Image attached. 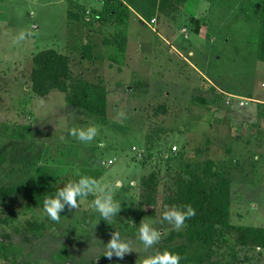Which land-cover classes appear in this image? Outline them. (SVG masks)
<instances>
[{
	"label": "rangeland",
	"instance_id": "obj_1",
	"mask_svg": "<svg viewBox=\"0 0 264 264\" xmlns=\"http://www.w3.org/2000/svg\"><path fill=\"white\" fill-rule=\"evenodd\" d=\"M36 1L0 0V56L21 62L0 69V186L60 187L78 180V169L102 188L120 180L114 199L121 210L104 220L89 195L56 222L43 209L25 211L21 200L13 214L0 210V239L12 245L0 264H136L176 246H184L185 264H264V248L238 241L239 227L264 229L261 0H185L162 11L159 0H121L128 8L125 25L100 14L104 0ZM71 1L89 12L78 19L80 35L64 49L59 44L65 43ZM54 47L70 51L67 93L35 97L29 53ZM83 87L105 98L104 116L67 100ZM89 126L98 128L90 142L70 134ZM208 160L230 183L231 228L216 226L212 237L191 238L207 225L184 222L175 229L163 219L170 209L165 200L179 178L193 174L215 183L205 174ZM151 173L157 177L155 214L141 217L142 181ZM142 220L161 233L148 251L138 240ZM27 221L44 223L43 235L27 236ZM114 232L133 249L123 259L105 256Z\"/></svg>",
	"mask_w": 264,
	"mask_h": 264
},
{
	"label": "trees",
	"instance_id": "obj_2",
	"mask_svg": "<svg viewBox=\"0 0 264 264\" xmlns=\"http://www.w3.org/2000/svg\"><path fill=\"white\" fill-rule=\"evenodd\" d=\"M102 1V0H99ZM210 1V0H208ZM185 0H159V10L162 11L164 5L183 4ZM101 15L114 19L115 22L126 24L124 17L127 16L128 8L121 0H104ZM259 11V38L257 44V59L264 63V0H261ZM89 12V11H87ZM79 18V17H78ZM198 20V19H197ZM195 20L197 23L199 21ZM200 24V22H199ZM199 32L198 27L194 29ZM88 50V49H87ZM84 58L89 59V54H85ZM30 69V92L35 97L43 98L52 91L63 94L67 93V79L70 74L69 57L58 52L53 48L43 49L35 53L31 58ZM84 88V87H83ZM210 90L216 91L209 87ZM67 100L74 106L85 110L91 114L104 116L106 114V100L103 96H91L87 93V89L80 94L75 93L74 97H67ZM163 108V107H162ZM175 148V147H174ZM175 150V149H174ZM173 150V151H174ZM162 157V154L160 155ZM213 162L207 161L205 174L211 175L217 179L215 183H208L196 175L191 174L188 179L176 180L177 187L174 192L169 193L165 200V204L173 207H181L191 205L196 215L184 222L192 225H207V230L196 231L191 238L202 237L208 235L212 237L215 227L231 228L228 223L229 207H230V183L219 172L212 171ZM157 184L156 174L151 173L142 181L143 191L140 194L138 203V214L141 217H153L155 214L153 192ZM60 187L55 186H22V187H5L0 186V210L1 212L14 213L16 206L21 204L25 211L39 208L43 209V201L47 197H54ZM78 199V198H77ZM147 204L148 210L144 207ZM44 210V209H43ZM65 210H69L65 206ZM186 211V209H185ZM6 212V213H8ZM44 223L27 221L25 223L24 232L28 235L38 234L41 237L45 231ZM238 241L242 245L249 243L259 248H264V229L256 227H239ZM170 239V237H169ZM12 245L0 239V260H7L8 253L11 251ZM167 250L181 257L179 264H185L187 260L186 250L184 246H176L171 249L161 248V252Z\"/></svg>",
	"mask_w": 264,
	"mask_h": 264
},
{
	"label": "clouds",
	"instance_id": "obj_3",
	"mask_svg": "<svg viewBox=\"0 0 264 264\" xmlns=\"http://www.w3.org/2000/svg\"><path fill=\"white\" fill-rule=\"evenodd\" d=\"M183 31V29H181ZM70 134L78 138L82 142L92 141L98 134L96 126H89L86 129H71ZM63 139V137H61ZM74 175L78 180L69 181L62 188H59L54 197L50 196L44 199V212L51 220L58 222L60 213L65 206L71 211L78 207L77 198L86 199L89 195H93L95 199L91 202V207L98 211L104 220L111 221L120 210V202L114 199V189L121 187V181L117 180L114 186L100 187L97 180L86 175H82L77 169ZM135 186V181H131ZM186 209V211H185ZM196 215L195 209L191 205L181 207L173 206L163 213V219L179 230L184 226V221ZM138 240L143 245L145 251L153 249L161 240V233L150 225V223L141 221L138 229ZM105 256L112 259L113 255L119 259H123L125 254L133 251L130 244L120 239V234L114 232L111 239L106 245ZM181 257L170 251L155 250L147 256L139 257L136 264H179Z\"/></svg>",
	"mask_w": 264,
	"mask_h": 264
},
{
	"label": "crops",
	"instance_id": "obj_4",
	"mask_svg": "<svg viewBox=\"0 0 264 264\" xmlns=\"http://www.w3.org/2000/svg\"><path fill=\"white\" fill-rule=\"evenodd\" d=\"M34 4L38 6V3H37L36 0H35V3ZM86 11H89V10L88 9L87 10L85 9V11H83V12H86ZM83 12H82V10L81 11L79 10V7H78L77 4H75L73 1L70 2L69 7H68V10H67V14H66V26L64 28V30H65V37H66L65 38V43L59 44L60 48L66 49V48L71 47V45H69V41L71 39L73 41H75L76 37H78V35H80V29H78V27H79V21H78V19H80V16H82V13ZM200 32H201V29L199 30L198 33H200ZM53 49L57 50L58 52H60L62 54H65V55L67 54V52H70V51L66 50V53H65V52H63L64 49L63 50H59L56 47H54ZM38 51H40V50L38 49V50H36V52L29 53V54H31L30 58L35 53H37ZM5 59H6V62H3ZM20 64H21V62H18V61L13 60L10 55H7L5 57L0 56V69H9L11 67L18 68V66H20ZM189 65H190L189 67L191 69H194L195 68V66H193L192 64L189 63ZM118 71H120V69H118ZM114 73H115V71H114ZM208 83H209V81H208ZM215 90L218 91V89H216V88H215ZM52 92H54V91H52ZM52 92H50V93H52ZM49 94L47 96H49ZM61 94H63V93H61ZM47 96H45V97H47ZM244 105H245V103H244Z\"/></svg>",
	"mask_w": 264,
	"mask_h": 264
},
{
	"label": "built area",
	"instance_id": "obj_5",
	"mask_svg": "<svg viewBox=\"0 0 264 264\" xmlns=\"http://www.w3.org/2000/svg\"><path fill=\"white\" fill-rule=\"evenodd\" d=\"M154 22H155V19H151L149 23H150V24H154ZM239 105L242 106V105H244V103H239ZM174 149H175V148L173 147L172 150H174Z\"/></svg>",
	"mask_w": 264,
	"mask_h": 264
}]
</instances>
